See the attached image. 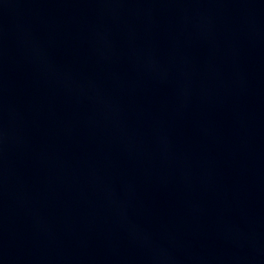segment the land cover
<instances>
[{
    "label": "water",
    "instance_id": "obj_1",
    "mask_svg": "<svg viewBox=\"0 0 264 264\" xmlns=\"http://www.w3.org/2000/svg\"><path fill=\"white\" fill-rule=\"evenodd\" d=\"M0 264H264V0H0Z\"/></svg>",
    "mask_w": 264,
    "mask_h": 264
}]
</instances>
